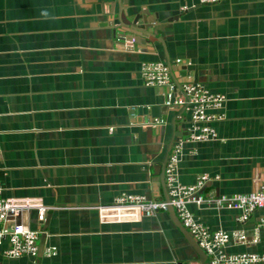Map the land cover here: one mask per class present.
Masks as SVG:
<instances>
[{"label":"crops","instance_id":"crops-1","mask_svg":"<svg viewBox=\"0 0 264 264\" xmlns=\"http://www.w3.org/2000/svg\"><path fill=\"white\" fill-rule=\"evenodd\" d=\"M183 3L0 0L2 195L48 206L47 222L36 209L18 217L40 231L37 256L8 257L2 241L0 264H202L167 210L132 219L97 207L122 193L164 200L172 136L178 181L209 177L190 211L211 230L253 238L260 208L238 221V209L205 199L252 192L264 176V0ZM133 11L156 36L124 26ZM144 61L167 65L176 96L188 82L221 94L206 110L214 118L194 121L187 101L166 105L168 87L144 83ZM201 124L214 137L185 140ZM226 251L264 253V230Z\"/></svg>","mask_w":264,"mask_h":264},{"label":"built area","instance_id":"built-area-1","mask_svg":"<svg viewBox=\"0 0 264 264\" xmlns=\"http://www.w3.org/2000/svg\"><path fill=\"white\" fill-rule=\"evenodd\" d=\"M182 8L187 3L195 0H183ZM197 3L214 2L217 0H196ZM179 62V59L177 60ZM142 78L146 85L167 86L168 93L165 104H183L187 101L192 111L194 121L204 123L213 119L212 114L206 112L209 107L220 106L223 96L209 92L201 83H183L179 96L174 95L175 86L172 84L167 65L161 61H144L140 65ZM184 97L186 100H184ZM213 127L201 124L195 131L191 132L185 140L202 141L214 137ZM181 153V141L174 144L164 167L165 184L167 195L166 200H152L143 195L122 193L115 197L112 203L97 205L100 211H104L107 217L111 215H126L134 219L137 214L151 216L159 210H166L170 204L181 224L193 236L198 246L208 256L209 264H259L264 263V253L242 252L229 253L226 247L230 242L247 243L256 242L259 229L264 230V176L259 180L258 187L249 193H237L231 196L205 199L207 203L213 202L217 205L225 204L227 207L240 211L238 221L247 219L252 211L257 208L262 210V216L255 228L253 238L250 240L243 230L228 232L223 229L211 230L202 224L190 211L189 203L199 204L203 198L196 192L208 181L209 177L203 174L198 177L194 185L181 184L177 179L176 169ZM36 209L39 219L43 220L44 213L48 206L44 205L38 197H4L0 184V243L7 241L8 248L5 255L11 258L28 256L35 258L38 253L37 239L39 230L31 229L28 225L18 219L23 211ZM124 220L125 218H115ZM54 253V249H46V254ZM34 264H40L35 263ZM186 264H196L190 262Z\"/></svg>","mask_w":264,"mask_h":264},{"label":"water","instance_id":"water-1","mask_svg":"<svg viewBox=\"0 0 264 264\" xmlns=\"http://www.w3.org/2000/svg\"><path fill=\"white\" fill-rule=\"evenodd\" d=\"M141 16H142V14H140L139 11H133V12L125 14V18L123 19L124 20L123 22L125 24L124 26L127 29H130L132 32H136V31H139V33L145 32V33H147V37L150 36L151 34L153 35V37L156 36V35H154L155 33H153L152 28L149 29L148 25H142V23L140 22ZM149 27H151V26H149ZM121 42L123 43L124 40L121 39ZM173 143H174V138L172 136L171 139L169 140V143H168V146H167V149L165 152L164 162L161 165V172H160L161 184L162 183L165 184V176H164L165 161H166V158L170 154V149H171ZM165 186H166V184H165ZM168 199H169L168 195H165L164 200L168 201ZM166 210L168 211V213H170V216L175 221V223H181L175 214L174 208L170 204L167 205ZM44 218H45L44 222H47L48 221V215H46V216L44 215ZM179 225L181 227V230L183 227L182 232L189 241L190 239L187 236V234L185 233V232H188L187 229L182 224H179ZM39 234H40V232H39ZM191 241H192V244L194 245V248H195L198 256L200 257V259L202 261V264H209L208 256L205 254V252L198 246L197 242H195L194 240H190V242ZM40 242H41V240H40Z\"/></svg>","mask_w":264,"mask_h":264}]
</instances>
